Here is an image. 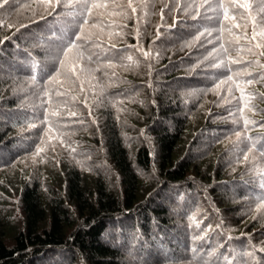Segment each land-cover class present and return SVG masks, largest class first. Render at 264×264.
<instances>
[{
    "label": "trees",
    "instance_id": "trees-1",
    "mask_svg": "<svg viewBox=\"0 0 264 264\" xmlns=\"http://www.w3.org/2000/svg\"><path fill=\"white\" fill-rule=\"evenodd\" d=\"M155 1L0 9V264H264V27Z\"/></svg>",
    "mask_w": 264,
    "mask_h": 264
},
{
    "label": "rangeland",
    "instance_id": "rangeland-1",
    "mask_svg": "<svg viewBox=\"0 0 264 264\" xmlns=\"http://www.w3.org/2000/svg\"><path fill=\"white\" fill-rule=\"evenodd\" d=\"M167 1H171L174 5L175 9L172 11V14H167V17L170 19L173 17V15H176L178 17H183L187 14V12L190 13V10L194 13H201L204 14L206 11L211 10V3L214 5V9H218V0H211V3H207L203 7H200V4L203 2V0H156L151 5V13L153 15L160 14L162 11V8L166 5ZM213 1V2H212ZM254 9L258 13V18L260 21V25L263 28L264 27V0H250ZM210 2V1H209ZM182 7V8H181ZM192 13L189 14V16ZM184 21H187V19H184ZM212 34H217L216 29L212 32Z\"/></svg>",
    "mask_w": 264,
    "mask_h": 264
},
{
    "label": "snow or ice",
    "instance_id": "snow-or-ice-1",
    "mask_svg": "<svg viewBox=\"0 0 264 264\" xmlns=\"http://www.w3.org/2000/svg\"><path fill=\"white\" fill-rule=\"evenodd\" d=\"M10 2V0H0V9H3L6 5H8ZM207 0H203V2L200 4V7H203L204 6V3H206ZM83 6L87 9L88 7V3H87V0H83ZM104 5H96V4H93L92 7H103ZM129 7H131V0H129ZM237 7H244V8H247L248 5L246 3L244 4H238ZM133 11H135V9H133ZM197 16L199 15V13L196 14ZM226 20L228 19V16L227 14H225V17H224ZM253 22H254V28H253V32H252V39H256L257 38V31H256V27H255V20L253 18ZM260 40H261V44L258 45V46H264V30H261L260 31ZM78 45L76 44H73L69 47L68 51L65 53V58L67 59L68 56L71 54L72 52V49L73 48H77ZM225 51H227L225 49ZM264 54V53H262ZM145 56H148L149 53H144ZM224 67H227V65H222ZM61 67H64V64L62 63L61 64ZM55 79V77L53 78V80ZM229 80H231V77L228 78ZM253 81L250 79L247 81V83L251 84ZM241 90V93H242V96H241V99H244V96H243V88L240 89ZM231 91V90H229ZM47 95V93H46ZM239 103V101L237 102ZM53 115H56V113H53ZM70 115H74V114H70ZM237 123H239V121H237ZM258 122L257 121H254V120H249V119H244V126L247 127L248 125H255L257 124ZM262 127H264V125H261ZM40 150L38 149V152ZM261 251H264V248H261L260 249Z\"/></svg>",
    "mask_w": 264,
    "mask_h": 264
}]
</instances>
